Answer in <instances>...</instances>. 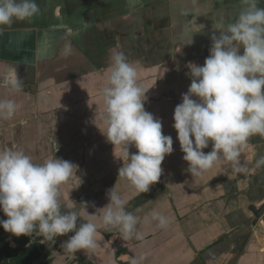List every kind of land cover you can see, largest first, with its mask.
<instances>
[{"label": "crops", "instance_id": "crops-1", "mask_svg": "<svg viewBox=\"0 0 264 264\" xmlns=\"http://www.w3.org/2000/svg\"><path fill=\"white\" fill-rule=\"evenodd\" d=\"M37 3L39 15L2 26L0 33V100L16 104L13 117H0V148L20 149L38 164L56 155L79 166L61 189L62 205H72L77 194L89 204L78 227L89 219L87 212L109 203L106 193L116 185L126 211L138 219L141 238L125 239L97 219V247L85 250L87 261L264 264V165L257 166L264 158V136L250 137L242 149L246 172L237 173L221 160L192 176L173 128L174 109L191 83L187 64H204L214 23L234 21L239 0ZM113 51L123 52L134 65L146 91V111L160 118L163 134L173 138L174 151L165 157L161 179L147 193L119 179L123 148L102 133V92ZM9 74L18 80L19 91L9 87ZM154 210L168 218L166 228L151 220Z\"/></svg>", "mask_w": 264, "mask_h": 264}, {"label": "clouds", "instance_id": "clouds-1", "mask_svg": "<svg viewBox=\"0 0 264 264\" xmlns=\"http://www.w3.org/2000/svg\"><path fill=\"white\" fill-rule=\"evenodd\" d=\"M260 2L239 0L234 21L214 23L204 64H187L191 83L174 109L173 128L189 165L186 171L192 176H200L221 160L230 162L237 173L246 172L241 151L250 137L264 136V7ZM39 14L37 0H0V33L2 26L30 21ZM107 71L109 82L102 92L106 132L102 133L114 146L123 148L119 179L129 181L137 192L147 193L161 179L165 157L174 151L173 138L163 134L162 120L146 111V91L123 52H112ZM6 81L20 90L18 80L10 74ZM15 111L14 101L0 100V117L11 118ZM210 145L211 151L205 152ZM133 146L136 152H130ZM261 165L264 158L257 166ZM78 169L56 155L38 164L20 149L0 148V211L7 217L0 219V226L17 238L35 232L44 241L74 233L61 245L68 253L97 247V219L105 227L117 228L125 239H140L138 219L126 211V200L116 185L106 193L109 203L94 213L87 212L89 219L77 226L89 204L62 205L61 189ZM151 220L160 228L169 223L155 210Z\"/></svg>", "mask_w": 264, "mask_h": 264}, {"label": "rangeland", "instance_id": "rangeland-1", "mask_svg": "<svg viewBox=\"0 0 264 264\" xmlns=\"http://www.w3.org/2000/svg\"><path fill=\"white\" fill-rule=\"evenodd\" d=\"M67 196V195H66ZM82 197L80 195H76V197H73L69 203L73 205V202L81 203ZM84 201V200H83ZM0 219H7V217L3 214L2 211H0ZM1 236H0V246L5 244H11L14 248L17 246H24L25 242L28 243V245H31L32 243L39 244L40 242L43 243L44 248H42L43 252L50 253L49 255L51 260L50 264H91V262L87 261V258L84 257V255H88L87 251H79V252H73L68 253L63 250L61 247L62 243L66 241L65 238L67 235L57 237L56 239L44 241V238L40 235H37L35 232L31 234V236H21L19 238L11 235L10 233H6L4 230L1 229ZM45 254V253H44ZM58 255V256H57ZM66 255H70L67 257ZM47 258V255H43L42 261L43 264H49L46 263L45 260Z\"/></svg>", "mask_w": 264, "mask_h": 264}, {"label": "flooded vegetation", "instance_id": "flooded-vegetation-1", "mask_svg": "<svg viewBox=\"0 0 264 264\" xmlns=\"http://www.w3.org/2000/svg\"><path fill=\"white\" fill-rule=\"evenodd\" d=\"M1 229L4 230L2 226H0V234L2 233ZM43 245L44 244L41 242L39 244L32 243L31 245H28V243L25 242L24 246H17L16 248L9 243L2 245L0 246V264H43V255H47L45 262L49 263L50 261L48 260H51V255H49L50 253L47 254V252H43ZM6 247H9V249L12 250V253L8 254L13 255L10 258H6L7 254L4 251ZM69 256L70 255H67V257Z\"/></svg>", "mask_w": 264, "mask_h": 264}, {"label": "trees", "instance_id": "trees-1", "mask_svg": "<svg viewBox=\"0 0 264 264\" xmlns=\"http://www.w3.org/2000/svg\"><path fill=\"white\" fill-rule=\"evenodd\" d=\"M5 252H6V258H10V257H12L13 255H8L9 253H12V250L11 249H9V247H6V249L4 250ZM15 256V255H14Z\"/></svg>", "mask_w": 264, "mask_h": 264}, {"label": "bare ground", "instance_id": "bare-ground-1", "mask_svg": "<svg viewBox=\"0 0 264 264\" xmlns=\"http://www.w3.org/2000/svg\"><path fill=\"white\" fill-rule=\"evenodd\" d=\"M126 260V259H125Z\"/></svg>", "mask_w": 264, "mask_h": 264}]
</instances>
